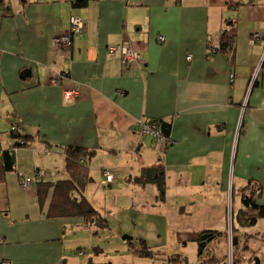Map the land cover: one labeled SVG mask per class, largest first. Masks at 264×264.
<instances>
[{"label": "crops", "instance_id": "crops-1", "mask_svg": "<svg viewBox=\"0 0 264 264\" xmlns=\"http://www.w3.org/2000/svg\"><path fill=\"white\" fill-rule=\"evenodd\" d=\"M80 1L86 5L74 6ZM73 16L84 29L62 52L52 41ZM230 28L231 59L208 53ZM121 43L141 61L127 66L109 52ZM65 92L76 93L72 102ZM153 120L170 125L171 145L141 135L140 124ZM15 126L21 136L12 134ZM67 149L92 153L86 198L109 229L124 213L135 229L124 237L152 250L165 223L198 224L181 228L183 242L225 232L214 227L231 186L242 193L254 185L253 200L264 206V0H0V152L14 158L10 171L0 166V264H70V235L106 229L44 215L50 197L40 205L37 184L67 179ZM104 171L113 176L109 185ZM151 183L166 214L143 209ZM10 188L20 194L15 215ZM213 206L209 222L196 219Z\"/></svg>", "mask_w": 264, "mask_h": 264}, {"label": "rangeland", "instance_id": "rangeland-1", "mask_svg": "<svg viewBox=\"0 0 264 264\" xmlns=\"http://www.w3.org/2000/svg\"><path fill=\"white\" fill-rule=\"evenodd\" d=\"M71 18L79 19L82 21V19L77 16L70 17V19ZM52 42L54 45V40ZM70 48L71 45H67L66 47L59 50H61L62 52H67L70 50ZM153 121L156 122V120ZM148 122L149 121H146V123ZM12 131L16 135H22V130L18 126L13 127ZM157 131L161 135H163V129L159 128L157 129ZM163 138L165 139L164 135ZM154 140L164 143L165 145L167 144V142H165L164 140ZM20 141H23V139ZM22 145H25V142ZM28 176L30 177V180H33V175L28 174ZM40 176L41 175H39V177ZM153 186H157V184L151 183L150 185H148V191L145 193L148 200L146 202H143V209L147 211L160 210L161 208L159 206V202H161L159 200L160 195L159 193H155L152 190ZM101 188H98V191H96V200L102 203L103 193L105 190ZM92 191H90V193ZM88 193V190L87 192L85 191V196ZM16 194L20 195L18 192H15L13 191V189L10 188L9 197L11 202V212L14 215L17 214L18 211H21L20 207L17 204V199L19 197L15 196ZM218 194V200L217 198H214L213 202L214 204H218L217 206H220L219 201L222 198L220 197L221 193ZM21 195L23 196V194ZM135 195V197H137L139 193L136 192ZM223 196L225 197L224 200H226L223 218L222 221L220 220V223L215 225L214 228H217V230L219 231H224L226 229V236L221 241H217L216 239L212 238V240L210 241V245L208 246L213 251H217V253H220L221 255H226L227 264H233V261L236 264H255V259L259 260V264H264V241L260 239V233H262L264 230V219H259L255 226L248 227L246 221V226L242 224L241 221H243L244 219H242L241 216L238 217V213L242 209V193L240 187L235 185L233 188L231 186L228 191L226 190V194L224 193ZM108 199L109 203H111L112 205V198L108 197ZM120 201L121 200L117 195V204H119ZM168 201V206H172V201ZM30 203H33L32 200L30 201ZM133 209L135 210V207ZM165 209L166 207H162V212L165 213ZM216 209L217 207L214 206L205 209L202 208V210L205 212V214L207 213V215L202 213L201 217L196 219L203 222H209L212 215L214 214L213 210ZM230 213L232 216V221H229L228 219L230 218H227V215L229 214L230 216ZM123 215L124 213H121L123 223H114L111 230L109 229V227H106V229L98 230V233L95 234L91 231L70 235L68 237V241L70 244L67 245V248L69 249V254H67V256L70 257L68 259L70 264H90L107 262H111L114 264H169L170 262L168 263L167 261L168 257L170 258L175 255L180 256L178 258L181 260V264H200L198 256V245L200 241L199 243H197L196 241H192L193 238H189L188 241L183 242V240H180L178 238L179 231H182V229L187 230L190 226L196 227L198 226L197 223L184 219L183 221H181L180 224L177 222L165 223L164 227L162 223L157 224L158 227L162 226L165 229L166 235L164 237V240H160L161 237L157 238L159 242L156 243L157 245H155V247L153 248L154 250H159V252H161L162 254L160 258L164 257V259L155 260L152 258H138L127 251L126 245L124 243L125 239L122 238V236L124 237V230H128L131 233L132 229H134V225L127 219L126 215L124 217ZM171 215L172 209L169 208L170 218ZM235 241H237L236 245H234ZM182 260L185 261L183 262ZM172 263L173 262H171L170 264Z\"/></svg>", "mask_w": 264, "mask_h": 264}, {"label": "trees", "instance_id": "trees-1", "mask_svg": "<svg viewBox=\"0 0 264 264\" xmlns=\"http://www.w3.org/2000/svg\"><path fill=\"white\" fill-rule=\"evenodd\" d=\"M74 6H85L86 1L75 2ZM70 26V21H69ZM70 29V28H69ZM84 29V28H83ZM80 33L74 36H80ZM236 41V34L233 28L228 29L222 34L220 39V47L222 52L229 55L231 59ZM129 66V65H127ZM154 122V121H150ZM156 126L163 129V135L170 139V125L162 120L156 122ZM14 135V132H12ZM171 140V139H170ZM65 158V170L67 173V179L58 181L55 184L38 183L40 186L38 193L39 204H43L45 199L50 197V201L47 204V208L44 211L46 218H81L87 226L105 228L108 227L106 220L99 214V212L91 205L85 196L86 188L91 180L88 162L92 157V153L85 149H67L64 150ZM12 151L5 150L0 152V166L6 171H10L13 168ZM147 173V172H146ZM251 187L254 185H248L242 191V209L238 213V217L248 224V227L255 226L257 220L264 219V206H258L253 200L254 193L251 192ZM249 213V215H248ZM204 234L216 235V232H208ZM226 236V232L221 233L218 237H214L217 241H221ZM213 237V236H212ZM127 245V251L133 256L138 258H152V259H164L161 252L154 251L147 247L146 243L142 240H137L129 236L123 237ZM180 256L168 257V263L181 264ZM200 264H227V256L213 251L209 246L205 247L202 253L199 255ZM183 262L185 260H182ZM169 263V264H170ZM95 264V263H90ZM104 264H113L111 262ZM233 264H236L233 261Z\"/></svg>", "mask_w": 264, "mask_h": 264}, {"label": "built area", "instance_id": "built-area-1", "mask_svg": "<svg viewBox=\"0 0 264 264\" xmlns=\"http://www.w3.org/2000/svg\"><path fill=\"white\" fill-rule=\"evenodd\" d=\"M70 29L64 33L61 37H58L57 39H54V46L58 49H62L66 47L67 45H72L71 42L73 41V37L75 34H78L81 32V30L84 28V22L83 20L71 18L70 20ZM74 32V33H73ZM259 36L255 35L251 38L252 42L258 41ZM110 53L119 52L121 54L122 63L124 65H134L136 63H139L141 61V55L138 51L132 50L128 45L121 43L120 45L116 46H109L108 47ZM221 50V47L218 43H209L207 52L208 53H215ZM190 59V58H188ZM76 93L75 92H65V101L67 103H70L74 100ZM157 129L159 127L156 126V123L154 122H143L140 124V130L141 135L150 137L152 139H158V140H164L167 142V144L171 145L172 141L165 137L163 138V135H161ZM19 145L24 144L23 141L18 142ZM166 144V145H167ZM103 185H109L112 181L113 176L105 171L103 173ZM30 179L28 177H22V186L25 189H28L30 186ZM232 218L230 213V219ZM260 239L264 241V231L260 234ZM5 264V263H4Z\"/></svg>", "mask_w": 264, "mask_h": 264}, {"label": "water", "instance_id": "water-1", "mask_svg": "<svg viewBox=\"0 0 264 264\" xmlns=\"http://www.w3.org/2000/svg\"><path fill=\"white\" fill-rule=\"evenodd\" d=\"M212 236H210L209 234H203L200 237V243H199V251L198 254L200 255L202 253V251L205 249L206 243L212 240ZM255 264H259V260L255 259Z\"/></svg>", "mask_w": 264, "mask_h": 264}, {"label": "bare ground", "instance_id": "bare-ground-1", "mask_svg": "<svg viewBox=\"0 0 264 264\" xmlns=\"http://www.w3.org/2000/svg\"><path fill=\"white\" fill-rule=\"evenodd\" d=\"M210 236H213V235H210Z\"/></svg>", "mask_w": 264, "mask_h": 264}]
</instances>
